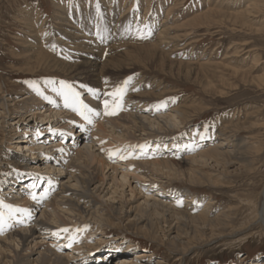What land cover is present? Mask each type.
Wrapping results in <instances>:
<instances>
[{
  "label": "bare ground",
  "instance_id": "obj_1",
  "mask_svg": "<svg viewBox=\"0 0 264 264\" xmlns=\"http://www.w3.org/2000/svg\"><path fill=\"white\" fill-rule=\"evenodd\" d=\"M252 2L253 5L247 9L239 10L237 14H233V12V19L237 21L240 17L241 22L245 25L256 20L257 17H254L244 23V18L247 16L243 15L254 16L264 10V0L260 3ZM107 4L110 11L106 12L98 6L95 16L90 15V11L85 9L83 16L75 15L73 19L71 18L72 20H69L65 14L59 18L57 24L61 25L62 35L67 38L66 41H69L70 46H33L32 44V46H23L20 52L24 56L27 73L33 71V66L37 65L38 69L45 66L53 72L63 74L66 78L61 81L72 84L75 90L80 92V99L89 108L101 113V115L93 117L92 124L83 120L71 107H65L63 97L55 90L59 88L60 81L48 80L44 82L43 86H30L25 93V98L28 101L19 108L16 103L20 100L23 102L24 96L22 98L0 96V135L2 131H7L6 133L9 135L16 134L18 136L17 138L13 137L16 140L11 143L13 147L7 149L6 154H4L6 151H4V147L9 143L4 145L3 141L0 146V165L5 163L7 169L11 168L12 170L8 175L3 174L0 177V200L6 205H11L13 209H27L32 213L31 217L23 212L15 213L14 218L9 221L12 226H6L0 233V264H88L93 247L91 242L96 237L98 238L105 226L112 225L111 216L105 214V208H102L105 204L108 205V201H112L114 208L111 207L114 212L125 215V219L145 220L147 223L154 224L155 231L151 236L155 238L161 232L166 231H160V219H162V223L167 220H172V223H175V226H169L167 232L171 234L173 231L176 239L179 240L181 234L204 239L208 232H211L212 235L215 232L221 233V229H226V223L229 224L232 221L233 214L229 208L221 211L219 217H211L209 202L196 216L189 215L188 211V214L183 211H175L173 205L176 202L171 199L169 202H160L158 197L160 194H164L165 190L162 187L154 190L153 186L158 185L156 181L172 178L185 179V182L189 180L204 186V178L209 175V172H212V168L217 166L223 169V167L226 168L225 165L229 167L232 163H241L245 160V156L242 155L243 150H230L228 144L232 141L230 143L226 141L233 139L227 133V127L222 132L219 129L220 138L218 137L217 147L216 145L212 146L211 143L208 144V148L200 150L194 143H186V146L191 147L181 148L184 158L179 153H177L179 157L176 158L177 154H172L169 152L170 150L163 152L164 147L172 149L182 142H179L180 138L175 142L168 141V137L160 132L178 129L190 121V118L203 112L204 109L193 105L187 106V103L181 101L182 103H179L177 107L174 106L175 104H168L166 108L155 110L154 105L164 101L162 99L166 93L165 87L162 88V83L159 81L147 80L146 77L140 76L139 68L151 71V69L160 68L161 64L166 61L173 65L170 58L172 48L168 42L170 39L167 33L163 35L161 32L155 38L151 35L153 29L157 27L154 22L146 27L136 24V26L128 28L129 19L116 20L119 13H122L120 6L114 4L112 11L113 3L107 1ZM133 19L134 17L130 18V20ZM82 22L85 23L82 29L85 28L89 32L93 29L88 36L83 31H78V28L80 29L78 24ZM258 22L260 21L258 20ZM46 26H41L42 37L40 39L47 44L51 39L52 31ZM249 26L251 28V24ZM29 28L31 29L30 25ZM256 30L259 31V28ZM37 32L35 34L37 33L39 38L38 29ZM141 36L146 37V40H152L151 43L141 41ZM131 42H136L140 46L134 44V46H130ZM128 44L130 45L127 46ZM235 52H239V50ZM254 55L256 54L253 53L252 56ZM57 56H64L72 61L58 60ZM255 58H252L253 62L258 63L260 60L254 61ZM179 62L182 68L188 69V77L194 74L195 78H198L196 77L198 72L192 67L193 65L184 61ZM255 63H253L254 66ZM208 66H211V62ZM216 66L215 68L220 71V67ZM224 67L229 68L225 64ZM226 76H240L241 82L245 81L246 83L260 81L256 78L257 76L256 79L250 77L247 80L245 71L233 68ZM129 78H131V83L124 96L123 110L116 115H104L103 99L107 98L104 93L112 91ZM215 80L212 81L217 84L227 82L219 77H215ZM50 81L56 83H50ZM209 82L208 88L214 90L213 82ZM229 86L232 85L229 84ZM89 88L98 91L100 95L98 97L93 95L88 91ZM214 92L222 93V91ZM3 93L0 84V94ZM12 106L19 110L14 116H12ZM228 129H233L235 132L241 131L237 125L232 126V124ZM191 130L193 131V129ZM205 138L207 139V136ZM196 139L198 140V138ZM5 141L8 142L6 137ZM234 141L237 142V140ZM146 143L154 144L148 149L146 155H141L138 159L120 160L117 157L109 159L110 149ZM240 148L241 146L238 149ZM186 149L188 150L185 151ZM23 151L28 156L22 155ZM136 152L139 153V149H136ZM18 164H24L27 172L19 173L16 170ZM49 180L52 182L51 185L48 183ZM146 181L149 184L142 190ZM34 182L38 185L34 190L38 196L50 189L49 196L39 203L33 200L30 195L33 190L31 185ZM4 187L7 188L4 190ZM128 190L131 194L129 196L126 195ZM136 192H139L142 197L138 196ZM94 198L99 199L102 203L95 204ZM182 198L187 205L191 203L190 200L193 202L196 199L187 197L183 193ZM259 201L256 217L253 209L251 212L254 215L251 218L253 216L256 218L255 226L260 224L264 228V187L259 194ZM252 207L254 208V206ZM0 212H3L5 219H8L9 210L7 208H0ZM20 220H23V223L17 222ZM84 225H88V229L77 234L79 242L74 243L71 248L66 247L68 243L66 238H57L52 235L61 227H82ZM163 238H166L165 234ZM72 251L82 259L71 260L75 256V254H70ZM128 253L129 255L121 257H116L111 253L105 255L106 257L97 256L93 263L89 264H147L142 261L147 257L145 252ZM258 264H264V259Z\"/></svg>",
  "mask_w": 264,
  "mask_h": 264
},
{
  "label": "rangeland",
  "instance_id": "obj_2",
  "mask_svg": "<svg viewBox=\"0 0 264 264\" xmlns=\"http://www.w3.org/2000/svg\"><path fill=\"white\" fill-rule=\"evenodd\" d=\"M107 1L113 3L112 11L114 4L120 6L122 13H119L116 20L129 19L128 25L130 27L127 25L128 28L134 27L136 24L146 27L154 22L157 27L153 29L151 35L155 38L161 32L163 35L167 33L170 39L168 42L172 48L170 58L173 65L166 61L161 64L160 68L151 69V71L140 67L139 75L146 77L147 80L154 79L161 82V87H165L166 91L162 100H168V104H175L174 106L177 107L179 103L184 102L188 104L187 106L193 105L204 109L203 112L190 118V121L185 123L186 125L183 124L178 129L160 132V134L168 137V141L175 142L180 138L179 142H182L181 144L178 143L181 147L175 146L172 149L164 147L163 152L170 150L169 152L172 154L179 153L184 158L181 148L186 147L189 143H194L200 150L208 148V144L211 143L212 146L216 145L217 147L219 144L218 137L220 138L219 132L224 131L226 127L227 129L230 128L232 124V126L237 125L241 131L235 132L233 129H226L233 139L226 142L232 141L228 144L231 151L243 150L242 155L245 156V160L241 163H232L229 167L225 165L226 168L223 167V169L217 166L212 168V172H209V175L204 178V186L189 180L185 182V179L175 178L156 181L158 185L153 186L154 190L161 187L165 190V193L158 197L160 202H169L170 199L176 202L173 205L175 211H183L186 214L189 212V215L196 216L208 205V202L211 217H219L221 211L231 209L232 221L229 224L226 223V229H221V233L215 232L212 235L211 232H208L204 239L181 234L179 240L176 239L173 231L171 234L167 232L169 226H175V223H172V220L162 223L163 221L160 219L159 229L166 231L161 232L155 238L151 236L155 231L154 224L139 219L127 220L125 215L115 213L112 201H108V205L105 204L102 208H105V214L111 216L112 225L104 227V231L93 240L95 244L93 241L91 242L93 247L88 264L93 263L97 256L106 257L105 255L109 253L121 257L129 255L128 252L141 251L147 255L146 258L142 259L147 264H258L264 259V234H262L264 228L260 224L255 226L257 204L260 203L259 194L264 187V10L258 15L254 14V16L243 15L247 16L244 18V23H247L248 19L257 17V21L249 22L251 28L249 24H243L240 17L235 21L232 13L237 14V11L247 9L253 5L252 1L260 3L262 0H0V84L4 91L0 96H12L13 98L24 96L23 102L18 100L19 102L16 103L19 108L28 101L25 98V93L30 86H43L44 82L48 80H65L66 77L63 74L53 72L45 66L39 69L37 65L33 66V71L27 73L24 56L20 54L22 47L32 46V44L33 46H70L69 41H66L67 38L62 35L61 25L57 24L59 18L64 14L69 20L73 19L75 15L83 16L85 9L90 11V15L95 16L98 6L108 12L110 10ZM247 2L250 4L248 5ZM133 17L134 19L130 20ZM80 24H78L80 26L78 31H83L88 36L93 29L91 28L92 30L89 32L85 28L82 29L85 25L84 22ZM42 25H47L46 27L51 28L50 31H52L51 39L47 44L40 39L42 37ZM255 27L259 28V31ZM37 29L39 30V38ZM140 40L144 43H151L152 41L146 40V38H140ZM140 40L139 42H141ZM130 44L127 46H140L136 42ZM238 50L239 52H235ZM253 53L256 55L252 56ZM63 57L57 56L56 58L67 62L72 61ZM252 58H255L254 61L258 59L260 61L255 63ZM179 61L193 65L192 67L198 72V76H196L198 78H195L194 74L188 77V69L182 68ZM210 62L211 66L209 67ZM224 64L228 65L229 68H225ZM215 66L220 67L221 70L219 71ZM232 68L245 71L247 80L253 77V79L257 78L260 81L255 80V83H246L245 81L241 82L240 76L227 77L226 74ZM215 77L225 79L227 82L217 84L214 82L216 81ZM213 79L214 81H212ZM209 81L213 82L214 90L208 88ZM214 91H222V93H215ZM172 98L175 99L174 103L171 102ZM184 99L185 101H183ZM11 109L13 111L12 116L19 112L16 107L12 106ZM222 126L224 127L221 128ZM6 132L2 131L0 135V146L3 141L5 142L4 145L9 143L4 147V151L6 150L4 154H6L7 149L13 147L11 143H14L16 140L14 138L18 137L16 134L9 135ZM211 133H213L212 136ZM200 134L204 136L203 141ZM5 137L8 142L5 141ZM234 140L241 144L239 145ZM152 144L154 143L149 144L150 147ZM232 146L234 147L232 148ZM240 146L241 148L238 149ZM23 152L22 155L28 156ZM179 154L175 157H179ZM221 162L223 163V161ZM120 168L123 167L120 166ZM16 170L22 174L27 172L24 164H18ZM11 172V168L7 169L5 163L0 165V177ZM217 174L218 176H216ZM147 184H149L148 181L142 186V190L148 186ZM6 188L4 187V190ZM136 193L142 197L139 192ZM182 193L187 197L196 198L195 201L190 200L191 203L188 205L183 202L182 207L177 206V200L182 198ZM126 195H131L129 190ZM248 196L250 197L248 198ZM94 200L95 204L102 203L99 199L94 198ZM188 208L190 211L187 210ZM250 213L252 214L250 215ZM252 215L255 217L251 218ZM38 216L39 214L36 217L38 218ZM164 234L166 238H163ZM70 254H75L71 260L82 259L73 251Z\"/></svg>",
  "mask_w": 264,
  "mask_h": 264
},
{
  "label": "snow or ice",
  "instance_id": "obj_3",
  "mask_svg": "<svg viewBox=\"0 0 264 264\" xmlns=\"http://www.w3.org/2000/svg\"><path fill=\"white\" fill-rule=\"evenodd\" d=\"M141 38H146L144 36H141ZM50 83H56L54 81H50ZM131 83V78L128 80H125L121 83V85L115 87L112 91L104 93V96L107 97L103 99V106H104V115L112 116L118 114L119 111L123 110V100L124 96L127 93L128 87ZM58 91L59 95H61L64 99V105L65 107H71L73 111H75L83 120H85L87 123L92 124L93 123V117L101 115L100 112L94 111L92 108H89L87 104H85L80 99V92L76 91L72 84H69L64 81L59 82V88L55 89ZM138 90V89H133ZM89 92H91L95 96H99L100 93L94 89L89 88ZM171 102H175V99L172 98ZM169 101H161L158 102L156 105H154L155 110H161L163 108H166ZM207 131V129H205ZM201 139L204 138L203 135L200 137ZM191 147V146H186ZM150 148V145L142 144V145H129L125 146V148H117V149H110L109 150V159H112L113 157H117L120 160H126L129 158H140L141 155H146L148 152V149ZM128 149H131V151H128ZM136 149H139V153L136 152ZM62 151V149H60ZM127 153V154H125ZM37 179H40L37 177ZM49 185H51V180L48 181ZM37 184L34 182L31 185V188L33 189L30 192L31 198L38 203L46 199L50 194V189L45 190L42 194L39 196L34 191L37 188ZM177 206H183L182 199L177 200ZM0 208H7L9 210L8 213V219H5V214L3 212H0V233H2L5 229V227H11L12 225L9 223L14 218L15 213L23 212L25 215L31 217L32 213L28 211L27 209H19L13 207L11 205H6L2 200H0ZM18 223H23V220L17 221ZM88 225H84L82 227H61L54 231L52 235L56 236L57 238H66L68 240V243L66 247L71 248L74 243H78V233L84 232L88 229ZM62 234H64L62 236Z\"/></svg>",
  "mask_w": 264,
  "mask_h": 264
}]
</instances>
